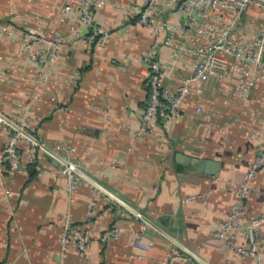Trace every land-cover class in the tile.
I'll return each mask as SVG.
<instances>
[{"label":"crops","instance_id":"crops-1","mask_svg":"<svg viewBox=\"0 0 264 264\" xmlns=\"http://www.w3.org/2000/svg\"><path fill=\"white\" fill-rule=\"evenodd\" d=\"M66 1L0 0V114L39 142L20 137V169L10 172L1 156L16 129L0 118V264H254L222 242L213 228L226 218L233 190L244 180L257 148L251 135L255 123L230 96L231 82L209 85L196 101L201 113L191 104L180 117L154 123L136 140L147 99L141 54L152 35L128 8L142 0H106L95 20L108 35L95 46L63 40L56 72L45 84L3 30L27 25L50 37H65L77 22L75 11L63 10ZM169 52L166 47L159 51L166 68ZM188 61L181 59L166 86L186 74ZM222 99L229 104L222 106ZM50 151L155 227L84 178L70 198L60 162ZM187 157L217 162L218 168L205 174ZM251 187L242 224L264 214V167L256 171ZM65 215L90 233L85 260L73 241L60 243ZM114 227L121 229L118 239L100 240ZM135 237L150 249L135 247ZM259 238L264 258V225ZM234 243L246 246L247 240L238 233Z\"/></svg>","mask_w":264,"mask_h":264},{"label":"built area","instance_id":"built-area-1","mask_svg":"<svg viewBox=\"0 0 264 264\" xmlns=\"http://www.w3.org/2000/svg\"><path fill=\"white\" fill-rule=\"evenodd\" d=\"M105 3L106 0H67L63 10L75 11L77 22L71 24L65 37H50L27 25L19 29L5 26L3 30L10 41L19 44V52L28 55L36 68L37 80L45 84L56 72L63 40L76 39L95 46L108 35L95 20L96 10ZM128 11L136 23L152 35V42L141 54L147 99L140 111L138 129L134 134L136 140L154 123L165 125L180 117L183 109L191 104L195 113H201L202 107L196 101L205 95L211 83L231 82L230 96L240 102V109L245 110L255 123L251 131L257 142L255 155L249 162L244 180L233 190L235 200L226 218L213 228L215 235L230 249L254 259V264H264L259 238L264 214L255 216L246 224L240 221L252 192L255 173L264 167V0H142L140 6H130ZM256 21V30L252 31ZM161 47L170 50L171 63L167 68L159 58ZM183 58L189 60L186 74L176 84L166 86L165 80L174 79V68ZM3 69L0 65V74ZM32 97L38 99L37 94ZM220 104L227 106L229 101L222 99ZM19 127L24 130L22 125ZM23 135L15 130L3 149L1 160L10 172L20 169L17 142ZM61 158L66 163L55 159L60 162V172L66 178L65 190L71 198L83 177L74 170L77 168L74 163ZM93 207L92 203L86 209V219L91 216ZM120 232L119 227L107 229L100 240L118 239ZM238 233L245 236L246 246L234 243ZM90 240L86 229L73 225L68 215L64 216L62 245L73 241L85 260ZM132 242L137 248L150 249V245L139 237Z\"/></svg>","mask_w":264,"mask_h":264},{"label":"water","instance_id":"water-1","mask_svg":"<svg viewBox=\"0 0 264 264\" xmlns=\"http://www.w3.org/2000/svg\"><path fill=\"white\" fill-rule=\"evenodd\" d=\"M0 118L6 122H8L11 126H13L14 129L20 131L22 134H24L27 138H29L30 140H32L33 142L39 143L33 136H31L30 134H28L25 130L21 129L19 127V125L14 124L13 122H11L10 120H8L5 116H3L2 114H0ZM51 153L55 158L63 161L66 163L65 160H63L58 154L54 153V152H49ZM186 162L187 163H192L195 164L198 168V170L200 172H203L205 174H212L214 173L217 168H218V163L214 162V161H210V160H203V159H198L195 157H187L186 158ZM79 175H81L84 179H86L88 182H90L93 186H95L96 188L100 189L101 191H103L105 194H107L108 196H110L111 198H113L114 200H116L117 202H119L121 205H123L124 207H126L128 210H130L132 213L136 214L139 218H141L142 220H144V222L150 224L151 226L155 227L148 219H146L143 215H141L138 211H136L135 209H133L131 206H129L128 204L124 203L122 200H120L118 197H116L115 195L111 194L108 190H106L105 188H103L102 186H100L98 183H96L94 180H92L91 178H89L87 175H85L83 172H81L78 168L74 169ZM180 245V244H179ZM181 246V245H180ZM182 247V246H181Z\"/></svg>","mask_w":264,"mask_h":264},{"label":"rangeland","instance_id":"rangeland-1","mask_svg":"<svg viewBox=\"0 0 264 264\" xmlns=\"http://www.w3.org/2000/svg\"><path fill=\"white\" fill-rule=\"evenodd\" d=\"M250 20L254 19L253 17H249ZM257 27V21L254 23V25L252 26V31L256 30Z\"/></svg>","mask_w":264,"mask_h":264}]
</instances>
